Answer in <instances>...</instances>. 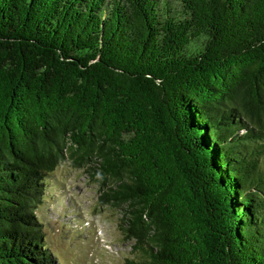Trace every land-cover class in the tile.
<instances>
[{"label":"trees","instance_id":"1","mask_svg":"<svg viewBox=\"0 0 264 264\" xmlns=\"http://www.w3.org/2000/svg\"><path fill=\"white\" fill-rule=\"evenodd\" d=\"M65 160L124 264H264V0H0V264H58Z\"/></svg>","mask_w":264,"mask_h":264},{"label":"rangeland","instance_id":"2","mask_svg":"<svg viewBox=\"0 0 264 264\" xmlns=\"http://www.w3.org/2000/svg\"><path fill=\"white\" fill-rule=\"evenodd\" d=\"M40 208L47 247L58 264H124L133 256L120 226V212L98 202V186L82 168L62 161L49 176Z\"/></svg>","mask_w":264,"mask_h":264}]
</instances>
